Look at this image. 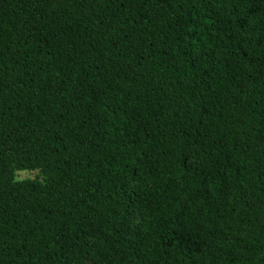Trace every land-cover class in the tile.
<instances>
[{
	"label": "trees",
	"instance_id": "16d2710c",
	"mask_svg": "<svg viewBox=\"0 0 264 264\" xmlns=\"http://www.w3.org/2000/svg\"><path fill=\"white\" fill-rule=\"evenodd\" d=\"M87 261L264 264V0H0V264Z\"/></svg>",
	"mask_w": 264,
	"mask_h": 264
},
{
	"label": "rangeland",
	"instance_id": "374dc122",
	"mask_svg": "<svg viewBox=\"0 0 264 264\" xmlns=\"http://www.w3.org/2000/svg\"><path fill=\"white\" fill-rule=\"evenodd\" d=\"M36 172L35 171H18L16 173V178L17 179H25V178H33L35 176ZM131 230L129 231L128 235L132 236L133 231L132 228L136 225V219H133L131 222ZM94 238L92 236H86V240H93ZM86 264H92L90 262H86Z\"/></svg>",
	"mask_w": 264,
	"mask_h": 264
}]
</instances>
